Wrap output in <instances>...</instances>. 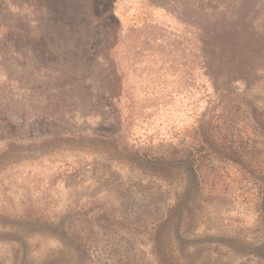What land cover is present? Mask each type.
I'll list each match as a JSON object with an SVG mask.
<instances>
[{"label":"rangeland","instance_id":"374dc122","mask_svg":"<svg viewBox=\"0 0 264 264\" xmlns=\"http://www.w3.org/2000/svg\"><path fill=\"white\" fill-rule=\"evenodd\" d=\"M167 218L264 264V0H0V264H162Z\"/></svg>","mask_w":264,"mask_h":264},{"label":"trees","instance_id":"16d2710c","mask_svg":"<svg viewBox=\"0 0 264 264\" xmlns=\"http://www.w3.org/2000/svg\"><path fill=\"white\" fill-rule=\"evenodd\" d=\"M192 176H193V178L195 180L194 182H196L199 186L204 183V178H202V176H200L198 174V172L194 168H192ZM177 209H178V215L180 217H182L183 216V213H184V210L181 209V206H179V205L177 206ZM171 221H172V219H168L167 218L161 224L157 225L156 228H155V233H154V242H155L154 245H155V250H156L155 252L157 253V255L159 257H161V259H163V260H161L162 264H166L167 262H168V264H171V263L174 262L173 256L170 255L171 253L170 254H167L165 252L160 253V250H161L162 245L165 244L164 243L165 242V239H163V236H166V234H165L166 226ZM180 221L181 220L179 219L178 222L176 223V226L174 225L175 226L174 227V232H172L173 234H172V237H170V239L177 238L176 235H175V233L178 234L180 232V230H179V228L181 226ZM162 230H164V231H162ZM169 234H171V232ZM168 241H169V238H168ZM250 253H255L257 255H260L259 252H250Z\"/></svg>","mask_w":264,"mask_h":264}]
</instances>
